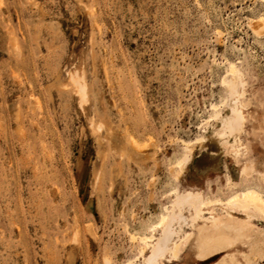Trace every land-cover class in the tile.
Here are the masks:
<instances>
[{
  "label": "rangeland",
  "instance_id": "1",
  "mask_svg": "<svg viewBox=\"0 0 264 264\" xmlns=\"http://www.w3.org/2000/svg\"><path fill=\"white\" fill-rule=\"evenodd\" d=\"M260 15L264 0H0V264H264L263 219L203 258L194 206L176 203L264 193ZM230 63L244 82L234 151L212 134L234 101ZM170 220L177 255L146 260ZM152 231L141 255L130 235Z\"/></svg>",
  "mask_w": 264,
  "mask_h": 264
},
{
  "label": "bare ground",
  "instance_id": "2",
  "mask_svg": "<svg viewBox=\"0 0 264 264\" xmlns=\"http://www.w3.org/2000/svg\"><path fill=\"white\" fill-rule=\"evenodd\" d=\"M252 24L258 31H260L258 33H261V30H264V16H258ZM229 73L231 76L229 78H224L222 82H224L226 86L228 96L232 97L234 101L228 103V113L222 116L219 113L215 114V116L220 121V127L214 129L212 131V134L217 139H221V142H229L231 149L234 151L236 148H234L233 146L237 145L236 143L238 141L236 135L240 132L244 120V103H242L241 100L243 91L240 88V86H242L244 82H242L241 79L239 80L238 70L233 63L229 64ZM212 107L215 108V104H213ZM227 137H231L232 140L229 141ZM206 141L207 138L202 135L196 137L193 142H198L201 145L203 143L205 144ZM185 157L186 155L179 158L177 160V164L181 165ZM261 176L264 180V171ZM227 182H229V180ZM172 191L177 192V188L174 187ZM172 201L173 199L170 200V202L172 203V212L174 214L176 211V206ZM176 203H188L194 206L195 214L192 218V221L190 222V225L191 228H194L196 230V254L198 257L203 258L212 256L215 253L222 251L226 247L232 246V244L236 243L240 239H247L250 236L249 229L251 223L249 217H257L264 220V193L262 189L256 184L246 185L238 191L231 192L225 198L206 199L200 197L199 195H194L188 192L177 194ZM214 203L221 205L220 209L222 210V215L220 216L214 214L209 220L200 219L198 221L197 218L199 217L200 207H208ZM167 211L168 209L166 205H164L163 212L160 213L156 221V224L159 227L166 224ZM236 211L243 213L247 217L243 219L235 218L232 213H236ZM165 233L166 235H164L158 242H153L152 240L154 231H152L151 233L142 232L137 235L132 233L130 236L132 239L138 238L142 243L140 249L141 255L145 250L148 242H153L151 252L148 257H146V260L154 261L157 257L163 255L166 249L169 251L170 256H176L180 248V243L183 239V236L177 237L176 239H174V241L169 243V238H173L176 235V230L171 224V220L170 222H168L165 228ZM188 235L189 232H186L184 234V237ZM256 252L259 254V257H262L264 255L261 251V248H258ZM243 259L247 263L252 262L250 257L246 254L243 255Z\"/></svg>",
  "mask_w": 264,
  "mask_h": 264
}]
</instances>
